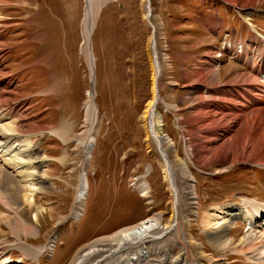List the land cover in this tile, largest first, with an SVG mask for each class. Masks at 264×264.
Segmentation results:
<instances>
[{
    "label": "rangeland",
    "instance_id": "1",
    "mask_svg": "<svg viewBox=\"0 0 264 264\" xmlns=\"http://www.w3.org/2000/svg\"><path fill=\"white\" fill-rule=\"evenodd\" d=\"M86 1L0 0V44L8 41L0 47L2 55H7L0 72L8 73L0 76L1 91L14 92L9 98L20 103L18 127L35 150L33 159L44 161L40 178L33 181L38 190L32 204L26 200L28 189L18 187L26 184L10 175L13 170L0 168V260L9 264H72L101 237L148 219L167 226L172 222L170 190L159 160L148 152L141 123L153 98V39L163 68L158 112L164 134L174 142L168 152L172 156L176 152L181 161L188 158L187 148L191 149L182 130L193 125L209 137L212 127L229 125V119L238 117L231 124L234 131L246 124V101L254 90L250 81L223 84L228 71L235 66L242 75H250L253 68L264 73V53L247 65H243L245 53L237 54L245 46L255 49L256 56L262 52L260 43L252 39L264 35V6L248 16L251 9L233 6L230 0H151L153 30L146 20L148 0H95V4L101 2L100 7L95 5L92 35L98 132L86 166L82 141L91 129L85 121V107L92 89L90 63L82 46ZM5 25L12 30L3 35ZM229 42L236 52L225 46ZM43 57L48 63L39 62ZM206 64L212 66L210 70H221L217 87H205L199 80L198 73ZM260 76L257 83L264 81V74ZM254 94L261 98V89ZM201 97L214 114L227 121L211 124L206 121V110L190 112ZM178 118L182 122L177 127ZM231 129L216 133L214 142L205 143V151L218 153L225 139L232 137ZM198 135L195 145L205 140L203 134ZM195 145L187 162L194 199L181 208V236L162 233L148 245V258L138 264H184L180 256L185 246L194 264H262V248L246 246L253 241L249 238L252 227L238 222L229 234L235 237L234 244L224 249L210 241L204 220L208 211L218 208L247 200L264 203V166L246 161L233 165L230 160L203 156ZM84 166L89 186L84 203L76 206ZM138 180L146 181L147 196L136 190ZM183 184L180 180L181 189ZM80 207L82 216L73 220ZM37 211L41 213L35 221ZM53 238V252L45 251L40 257L20 248L45 249ZM241 238L248 239L242 244ZM130 258L125 255L107 264H131Z\"/></svg>",
    "mask_w": 264,
    "mask_h": 264
},
{
    "label": "bare ground",
    "instance_id": "2",
    "mask_svg": "<svg viewBox=\"0 0 264 264\" xmlns=\"http://www.w3.org/2000/svg\"><path fill=\"white\" fill-rule=\"evenodd\" d=\"M230 1H233L232 2L234 4L233 6H243L245 7L246 10L251 9L250 11L247 12L248 16H250L253 13L254 9L264 6V0H230ZM147 3L148 5L146 11L147 12L146 20L149 21L151 27L153 28V30H155V27L151 24L149 20L152 14L151 13L152 10L150 8V1L148 0ZM100 4L101 2H99V4H97L96 2L95 4V0H87L85 6V17L83 20L84 28H83L82 46H83V50L88 56L90 63L89 65L92 74L91 76L92 89L91 91H89L87 95L88 102L85 107V118H86L85 121L87 125L90 126L91 129L88 132V138L85 141H82L83 144L82 146L85 149L86 166H88V164L90 163L92 151L94 150V146H95L96 135L98 132L96 128L98 123V110L95 104L96 93L93 89V85L95 82H94V58L92 52V35L95 27L94 25V15H96L94 10L96 7L95 5H98L100 7ZM4 7L6 6L4 5ZM14 29L15 28H13V30ZM8 30H12V27L8 28V26L5 25L2 31L3 35H5ZM258 37H260V39L256 37L253 38L252 41L253 42L256 41L257 43H260L262 52L257 50L258 54L256 56L255 49L253 50L246 49L244 52L245 61H243V65L249 64L248 60H250V64H251L253 61H255L256 58H258L259 56H263L264 35L262 37L259 35ZM3 41H4L3 44L2 43L0 44L1 48L5 47L6 46L5 44L8 42V41L5 42V40ZM155 43H156L155 39H153L152 41V45H153L152 53L154 57L153 98L147 104L146 109L144 110L141 116V123L144 132L146 134L145 141L148 152L153 154L159 160V163L163 169L164 179L167 181L168 188L170 190V194L172 198V209L174 212L172 217L173 220L170 223V225L167 226V225H161L160 222L155 218L148 219L143 222H140L139 224L116 231L115 233L109 236L101 237L96 241H94V243H92L81 255H79L73 261L72 264H107L112 259L121 258L124 257L125 255H131L130 258L131 264H138L142 260L148 258L149 255L147 251L148 245L156 240H159L160 235L162 233L174 232L177 233L178 236H181V230H180L181 223L179 222L181 208L183 207L184 202L189 200L191 202L194 199L193 197L194 185L192 181L193 176L191 174L187 162L188 161L191 162L189 157L191 156L193 151L192 146L195 145V142H199V140L194 139L198 134L199 135L203 134L204 136L203 135L202 136L205 140L209 139L208 141L202 140L199 144L196 143L195 145V147L197 146L196 151L200 155L205 156L206 154L208 155L210 154L212 155V158H215L217 160L220 159L230 160V163L233 165L246 161L248 163H256V165L258 164L264 166V85H260L257 83L258 77L264 73H262V70L258 71L257 68L256 71L254 68L252 69V71L250 70L251 71L250 75L248 74L242 75L239 73L240 69L233 66L231 69L232 72L230 71V74L229 71L227 70L228 74L225 78L226 82H223V84L226 83L225 85H231V84L237 85L238 83L244 84L250 81L251 82L250 86H252L251 90H254V93L258 92V88L261 89V98H259L257 94L253 93L252 95L251 91H250L251 95L248 94L246 106H250V105L253 106L252 107L245 106V108L249 112L247 116L246 115L244 116V118L246 119V124H240L238 129L234 131V129H231V124L234 122L236 124L237 123L236 120L238 117L229 119V121H227L226 119L228 118L227 117L225 118L224 116H223L224 118H219V113L215 112L216 114H214V109L212 110L209 107L208 103L204 101V99H202L201 97L196 104L191 105L190 112L192 113L194 111L203 112L204 110H206L207 122L210 123L212 122L211 124H215L216 121L225 120L229 123L230 126L226 125L227 124L226 123L219 127L218 126L215 128L212 127L213 132L211 133V135L214 136L208 134L209 137H207L206 132H201L200 129L198 130L194 129V126L192 125L188 127L189 128L188 131L185 130L181 131L182 135H185L184 137L185 140L187 139L186 143H188L189 147L191 148V149L187 148L188 158L186 160L181 161V159L179 158L176 152H174V156H172L168 152L169 147H172V145H174V142L169 136H166L164 134L162 116L158 112V103L160 102V91L162 88L161 74L163 68L161 66L159 56L157 54L158 52L156 50ZM3 51L0 52L1 68H2L1 63H3V58L7 56L6 54L2 55ZM233 55H236L235 57L238 56L237 54H233ZM40 60L39 62H41L42 64L48 63V59L45 57H43V60L41 61ZM210 67H212L210 64H206V66L203 67V69L198 73V77H200L199 80L201 81L203 86L214 88L217 87L218 83H221V79H220L221 70H218V68L217 69L213 68L212 70H210L209 69ZM1 74L6 75L8 73L0 72V76L2 77ZM11 82L12 81H10V83ZM256 86L258 88H256ZM13 93L14 92L6 93L5 91H1V84H0V168L4 171L13 170V173H11L10 175L13 174V176L19 178V182L26 184L22 188L21 186L18 187L20 189L23 188H25L26 190L28 189L29 195L26 198V200L29 204H32L34 201L35 192L38 190L36 184L33 181L35 179L40 178L38 176V172L41 164L44 161L34 160L35 150L31 146V143L27 139V137L23 135L21 128L18 127L19 125L18 115L20 110L19 108L20 103L9 98V95L11 97ZM204 103H206L205 108H202V105ZM238 112H240V110H238ZM180 121L181 119L178 118L176 122L177 127L178 124H180ZM190 123L193 124L192 120L190 121ZM199 124L201 123L199 122ZM65 128L66 126L64 124L63 126L60 127L59 131L61 132V135L64 132H66ZM227 128L233 130L230 133L232 137H230L229 140L227 139L228 142H226L227 140L225 139L224 144H222V146L218 148L219 150L218 153H216L215 151L206 152L205 143L211 142V140L212 141L215 140L216 137L218 136V134L216 133L222 132V130H226ZM56 133L57 135L60 134L58 132ZM221 151L224 152V156L221 155L223 154L221 153ZM207 157H205L206 158L205 160L207 163H209L210 160H207ZM202 159H204V157H201V160ZM86 166L82 167L81 183L79 185V189L75 201L76 206H80L81 203H84L86 199V193L89 186ZM0 172L3 173L2 171ZM178 172L181 175H179ZM179 179L182 180L184 183L182 189L179 186V181H180ZM18 187L12 186L13 189H18ZM135 188L143 196H147L149 194L148 193L149 187L147 186L146 181L143 182V180H138L135 184ZM40 213H41L40 211H37L35 213L34 215L35 221L39 220ZM81 216H82V210L80 207L79 212H75L74 215L72 216V219L79 220ZM206 216L207 217L206 220H204L205 221L204 225L206 226V229L210 231L208 237L215 246H221L224 249L231 248V246L235 242L234 241L235 237L230 236L231 229L234 228L238 224V222H243L254 229L253 234H251V236L249 237L253 241L246 246H250V250H253L255 249L254 248L255 246L259 245L258 248H262L260 250L259 255L262 257L264 256V203H259L255 200H247V201H243L241 205H237V206L231 205L228 206L227 208L224 207L218 208L217 210H215V212L208 211ZM258 221H261V223L259 224ZM55 239L56 238H53L51 244L48 245V248L46 247L45 249H41V248L34 249L33 247H28V246L20 247V248L23 250L28 249L29 251L34 252L35 253L34 255L36 257H40L44 253H46L45 251L53 252ZM247 239L248 238L246 239L241 238V241L243 242L242 244H244L245 240ZM180 258L182 259V262L184 264H194L192 260V255L187 246H185V251L182 252ZM0 261H1L0 264H9L5 259ZM262 264H264V262H262Z\"/></svg>",
    "mask_w": 264,
    "mask_h": 264
},
{
    "label": "water",
    "instance_id": "3",
    "mask_svg": "<svg viewBox=\"0 0 264 264\" xmlns=\"http://www.w3.org/2000/svg\"><path fill=\"white\" fill-rule=\"evenodd\" d=\"M149 1H151V0H149Z\"/></svg>",
    "mask_w": 264,
    "mask_h": 264
}]
</instances>
